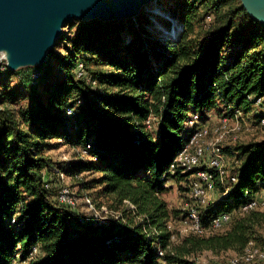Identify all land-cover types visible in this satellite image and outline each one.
Instances as JSON below:
<instances>
[{
  "label": "trees",
  "instance_id": "16d2710c",
  "mask_svg": "<svg viewBox=\"0 0 264 264\" xmlns=\"http://www.w3.org/2000/svg\"><path fill=\"white\" fill-rule=\"evenodd\" d=\"M156 3L177 21V31L165 33L172 22L160 13L156 20L155 12L73 21L67 29L74 34L64 31L37 67L36 83L34 67L20 72L0 63V264H198L195 256L204 251L239 255L251 242L264 250V207L240 211L264 189V142L223 149L240 162L238 181L226 191L216 180L221 198L202 215L209 227L214 217L232 213L224 231L172 240L170 224L183 211L173 215L162 197L169 180H191L192 171L171 167L194 114L204 121L211 112L250 117L256 99H264V24L240 0ZM213 15L205 34L195 35ZM61 44L64 52H57ZM16 75L30 104L15 111L21 98L7 79ZM263 116L255 115L257 123ZM150 118L158 119L157 136L147 127ZM53 140L91 147L57 164L48 155ZM56 170L81 181L80 175L97 173L78 183L81 190L97 191V207L121 212L120 218L83 222L84 214L60 205Z\"/></svg>",
  "mask_w": 264,
  "mask_h": 264
},
{
  "label": "built area",
  "instance_id": "2783aa9c",
  "mask_svg": "<svg viewBox=\"0 0 264 264\" xmlns=\"http://www.w3.org/2000/svg\"><path fill=\"white\" fill-rule=\"evenodd\" d=\"M0 63H2L1 68L4 70L7 67V64L2 54H0ZM82 67L83 64H80L78 77L83 74ZM34 68L32 78L33 82L36 83V80L41 73L37 67ZM95 83L96 82L93 81V84ZM254 105L264 112L263 98H257ZM68 113H73V110L69 109ZM242 117L243 112L236 110L233 118L224 116L220 119L217 126L211 127L208 120L204 121L199 114H194L189 123L190 135L188 141L184 149L175 158L171 167L172 173L176 168H182L183 171L193 172L190 181L189 200L185 202L182 207L183 217L180 220L185 236L189 234L208 236L221 230L232 220V213H223L214 217L209 227H205L203 224L202 210L211 203L210 194L211 191L216 188V180L220 181L222 187H224L226 191L238 181V171L235 170L234 172H229L227 169V155L223 154L222 143L225 139V135L230 132L233 133V139L235 141L238 139V132L243 129L240 121V118ZM147 122L148 127L150 128L149 119ZM232 122L235 123L230 127ZM258 124L264 127V116L259 120ZM211 134H214V138L208 140ZM90 147L91 145L87 144L86 148H81V155H87ZM56 173L59 178V186L55 197L57 202L60 205L75 210V207L77 206V192L64 182V178L67 177L65 173L59 172L58 170H56ZM46 187L51 188L52 183L47 181ZM83 198L86 202V214H84L83 218L85 220H82L83 222L94 219L101 223L110 219L120 218L121 212L113 211L106 205L97 207L92 198L88 195H85ZM220 198L221 196L218 199ZM131 207L133 208V205H131ZM262 207H264V202H260L258 199H253L246 203L240 211L247 212ZM172 240H176L175 234L172 235ZM38 252V247H34L33 254L36 255ZM163 253L164 252L159 249V254L163 255ZM255 260L264 262V250L251 242L242 254L230 258L225 264H252Z\"/></svg>",
  "mask_w": 264,
  "mask_h": 264
},
{
  "label": "water",
  "instance_id": "95a60500",
  "mask_svg": "<svg viewBox=\"0 0 264 264\" xmlns=\"http://www.w3.org/2000/svg\"><path fill=\"white\" fill-rule=\"evenodd\" d=\"M158 0H0V54L16 71L42 66L73 21L134 19ZM264 24V0H240Z\"/></svg>",
  "mask_w": 264,
  "mask_h": 264
},
{
  "label": "rangeland",
  "instance_id": "374dc122",
  "mask_svg": "<svg viewBox=\"0 0 264 264\" xmlns=\"http://www.w3.org/2000/svg\"><path fill=\"white\" fill-rule=\"evenodd\" d=\"M160 6L162 7L161 4L158 6V4L155 2L152 5H148L147 7H145L141 14H153V12L156 11V7H158V13L163 14L164 18L169 17V20L172 22L171 29L173 28L174 24H176L175 31H177L178 27H179V24L177 23V21L175 19L172 20V17L169 14H165L161 10ZM156 15H157V13L155 12V14H153V16L157 17L156 20L158 18L160 19V16H156ZM214 19H215V16L213 15L212 17H210L206 20L205 25L197 26L195 35H197V36L204 35L205 32L207 31V29L213 23ZM155 25H153V26H155ZM68 27H69V25H67V27H65V30L68 31L69 34H74L75 29L69 30V29H67ZM157 27L159 28V24L157 25ZM152 30H156V28L152 29ZM170 31L165 30V33H170ZM192 37H194V36L192 35ZM56 51L57 52H64V46L61 44L57 48ZM25 68L27 69L28 67H25ZM20 69H21L20 72H24V70H25L22 68H20ZM7 81H8V90L9 91L16 90L18 96H20V98H21L18 101H16V103L13 105L15 107V111L20 110L21 107H28L30 104V95L28 93V90L24 87L22 80L19 78V76H17V75L12 76V77L8 78ZM254 108H255V111H254L253 115H251L250 117H247L245 115L243 118H240L243 129L240 132H238V139H236V141L233 139V133L232 132L227 133L225 135V139L222 143L223 149L225 146L230 147L233 145L247 144L250 142H264V127L260 126L257 123V119H255V115L262 113V110L260 108H257V107H254ZM223 117H224V115L222 117L219 116L218 119H216L215 121H210V119H209L208 120L209 125L211 127L217 126L220 122V119ZM149 121H150L149 122L150 128L148 127V122H147L148 129H150L153 132V134L157 136L158 132H159L158 119L150 118ZM234 123L235 122H232V124H230V127L233 126ZM213 138H214V134H211V136L208 138V140H210V139L212 140ZM52 142L54 143V145L52 148H50L48 150V155L51 156L53 158V160L55 162H57V164H62L64 161H68L70 159H76L77 155H79V153H80V150H81L80 147H78V148L71 147L69 145L63 144L62 142H60L58 140H53ZM223 154L227 155L226 165H227L228 171L234 172L235 170H237L239 163H237L236 158L231 157L229 154H227L225 152H223ZM93 176H98V174L97 173H93V174L85 173L83 175H80V178H82V181H81V179L73 178V176H70V175H68L67 177L64 178V182L66 184H68L70 187H72V189L77 192V206L75 207V210L81 212L82 214H86V207H85L86 202L84 201V198H83L85 195H88L91 198H95L96 200L99 198H98L97 191H95V190L88 191L87 189L81 190L80 184H78V183L84 182L85 180H89ZM53 177H55V176L52 175L51 178L53 179ZM190 181L191 180L187 181L186 179H182V180L171 179L168 181V183H167V186H169L168 190L162 194V197L167 202L168 207L171 210V213L173 215L179 209L182 210L184 203L189 200ZM220 196H221L220 189L216 187L214 190L211 191L210 202L212 203V202L218 200V198ZM173 218H174V216H173ZM227 226H224L221 230H218V231H220V232L224 231L227 228ZM171 228L175 232L176 240L180 237L185 236V232L183 230V227H182L180 220L172 221L171 222ZM236 255H238V254L233 252V251L222 252L219 254H215L211 251H204L202 253L197 254L195 257H196L198 264H225L230 258H233ZM252 264H264V262L260 261V260H255Z\"/></svg>",
  "mask_w": 264,
  "mask_h": 264
},
{
  "label": "crops",
  "instance_id": "0c3cea01",
  "mask_svg": "<svg viewBox=\"0 0 264 264\" xmlns=\"http://www.w3.org/2000/svg\"><path fill=\"white\" fill-rule=\"evenodd\" d=\"M219 115L215 112H211L209 114V119L210 121H215L216 119H218ZM227 145V144H226ZM230 145V144H229ZM237 161V160H236ZM237 163H239L240 165V162L237 161ZM239 167V166H238ZM45 176L47 179H49V174H46L45 173ZM257 199L260 201V202H264V189H262L258 194H257Z\"/></svg>",
  "mask_w": 264,
  "mask_h": 264
},
{
  "label": "bare ground",
  "instance_id": "6f19581e",
  "mask_svg": "<svg viewBox=\"0 0 264 264\" xmlns=\"http://www.w3.org/2000/svg\"><path fill=\"white\" fill-rule=\"evenodd\" d=\"M155 12L158 13V7H156V11H155ZM175 29H176V24H174V26H173V28L171 29L170 33H167V34H171V33H173V31H175Z\"/></svg>",
  "mask_w": 264,
  "mask_h": 264
}]
</instances>
